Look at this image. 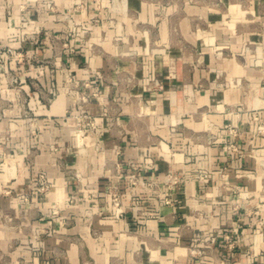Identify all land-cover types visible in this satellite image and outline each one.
Wrapping results in <instances>:
<instances>
[{"label": "crops", "instance_id": "0c3cea01", "mask_svg": "<svg viewBox=\"0 0 264 264\" xmlns=\"http://www.w3.org/2000/svg\"><path fill=\"white\" fill-rule=\"evenodd\" d=\"M260 128L264 0H0V264H264Z\"/></svg>", "mask_w": 264, "mask_h": 264}, {"label": "built area", "instance_id": "2783aa9c", "mask_svg": "<svg viewBox=\"0 0 264 264\" xmlns=\"http://www.w3.org/2000/svg\"><path fill=\"white\" fill-rule=\"evenodd\" d=\"M6 54L12 56V57H15L16 59H19V60H23V57H24V53L22 51H17L15 50L14 48H11V47H8L5 51ZM11 81L12 82H17L18 79L16 78H13V77H10ZM156 83H158L157 80H155ZM75 93V92H73ZM52 95H55V93L53 92ZM77 100H79V102L81 103H85L88 101V97L86 95H79L77 94ZM253 118L254 119H258V114L256 112H253ZM88 117L87 115H82L80 116V120L78 121L77 123V136L79 137H82L84 135V133L87 131V130H95L96 129V122L94 119H89L88 122H84L83 119ZM230 130L232 133H235V129L233 127H230ZM260 132H263L264 131V128H260L259 129ZM229 148L231 149H235V144L233 142H229L228 144ZM138 177L136 175H132L131 178H130V184L132 186L138 184ZM178 180H177V177H174V178H171L170 180V183H168V188L171 189L172 188V184L173 183H176ZM36 185H38L36 187V189L42 193H45L46 191L50 190L52 187H51V183L49 182L47 176L44 174V173H41L39 175V178H38V182L36 183ZM145 187L148 188V189H152V190H155V186H154V183L151 182V181H147L146 184H145ZM234 192H238L236 189L233 190ZM88 197H90V194L87 195ZM173 200H172V197H169V196H166L165 197V202L166 203H171ZM112 206L115 208L116 210V213L119 215V216H123L125 210H124V204H123V198H122V192L119 188H115L113 190V193H112ZM232 245V243H231Z\"/></svg>", "mask_w": 264, "mask_h": 264}, {"label": "rangeland", "instance_id": "374dc122", "mask_svg": "<svg viewBox=\"0 0 264 264\" xmlns=\"http://www.w3.org/2000/svg\"><path fill=\"white\" fill-rule=\"evenodd\" d=\"M244 1H247V3L249 4L250 3V1L251 0H244ZM257 1H260V0H257ZM248 8V6L245 8V9H247ZM141 25H142V23H140ZM144 25V24H143ZM144 29V28H143ZM145 29H147V28H145ZM27 39H28V41L29 42H31V43H35V42H37V41H39V39H38V37H37V35L36 34H33V35H29L28 37H27ZM153 40V39H152ZM152 40H150L151 42V48L153 49V51H154V49L156 48V45H155V43L152 41ZM65 46L66 47H71L67 42H65ZM18 51V50H17ZM12 57V56H11ZM13 58H15V57H13ZM16 59V58H15ZM16 60H18V61H20V62H27V60L29 61V62H33V61H36L37 60V58H36V55H34V54H31V55H28V58H27V56L25 57H23V60H19V59H16ZM5 76H4V78H7V79H10V77H13V78H16V79H18V76L16 75V74H14L13 72H6L5 74H4ZM10 81H11V79H10ZM12 82V81H11ZM13 84H17V82H12ZM38 182V180L34 183V187L36 188L38 185H36V183ZM52 187V186H51ZM53 188H51L50 190H48V191H46L44 194H47V193H49V192H51V190H52ZM112 199V198H111Z\"/></svg>", "mask_w": 264, "mask_h": 264}]
</instances>
